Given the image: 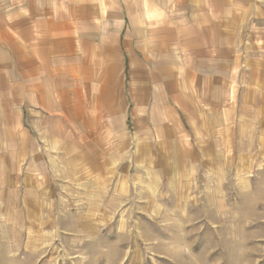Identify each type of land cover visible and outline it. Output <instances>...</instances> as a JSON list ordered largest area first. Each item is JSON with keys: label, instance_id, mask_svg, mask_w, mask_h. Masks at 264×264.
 Masks as SVG:
<instances>
[{"label": "crops", "instance_id": "obj_1", "mask_svg": "<svg viewBox=\"0 0 264 264\" xmlns=\"http://www.w3.org/2000/svg\"><path fill=\"white\" fill-rule=\"evenodd\" d=\"M190 6L0 0L1 222H38L77 175L187 182L264 140L260 41L241 53L238 6Z\"/></svg>", "mask_w": 264, "mask_h": 264}, {"label": "rangeland", "instance_id": "obj_2", "mask_svg": "<svg viewBox=\"0 0 264 264\" xmlns=\"http://www.w3.org/2000/svg\"><path fill=\"white\" fill-rule=\"evenodd\" d=\"M221 1L245 24L241 53L264 49V0ZM244 145L187 182L109 173L89 187L82 175L80 186L59 183L38 222L20 232L0 221V264H264V140Z\"/></svg>", "mask_w": 264, "mask_h": 264}]
</instances>
